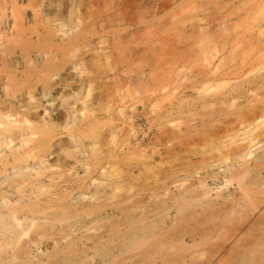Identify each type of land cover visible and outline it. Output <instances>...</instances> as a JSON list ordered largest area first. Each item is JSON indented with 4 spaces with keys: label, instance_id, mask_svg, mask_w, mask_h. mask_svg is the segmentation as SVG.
Returning a JSON list of instances; mask_svg holds the SVG:
<instances>
[{
    "label": "bare ground",
    "instance_id": "obj_1",
    "mask_svg": "<svg viewBox=\"0 0 264 264\" xmlns=\"http://www.w3.org/2000/svg\"><path fill=\"white\" fill-rule=\"evenodd\" d=\"M53 2L0 0V232L16 242L19 216L42 215L40 202L50 200L35 194L57 181L49 165L57 135L43 119L55 95L74 120L96 125L102 112L116 121L112 135L123 137L129 134L123 135L121 124L134 110L175 95L167 109L154 110V122L170 132L165 148L150 154L161 159L201 144L212 173H202L198 188L177 184L164 194L171 195L164 204L97 227L79 246L86 253L107 250L95 264H264V73L254 72L264 61V0H220L203 14L202 0H131L129 6L125 0H97L90 23L80 22L72 8L70 30L59 18L45 19ZM93 42L115 71L105 103L82 94L91 84L83 63L93 54ZM68 75L73 85L65 83ZM198 109L202 114H191ZM223 168L230 177L213 187L210 177ZM134 170L125 164L126 173ZM118 179L104 183V190L119 186ZM50 205L45 202L46 209ZM94 212L88 224L120 215L114 208ZM189 216L196 231L186 235ZM36 221L31 227L40 228L38 239L22 244L32 263L67 238H47L45 220Z\"/></svg>",
    "mask_w": 264,
    "mask_h": 264
},
{
    "label": "rangeland",
    "instance_id": "obj_2",
    "mask_svg": "<svg viewBox=\"0 0 264 264\" xmlns=\"http://www.w3.org/2000/svg\"><path fill=\"white\" fill-rule=\"evenodd\" d=\"M51 1H54L52 10L43 12L45 19L59 18L62 23L67 24L68 30L71 29L69 18L73 7L77 10L80 22L90 23L91 20L88 16H90L92 7L97 2V0H83L82 2L80 0H40V4ZM130 3L131 0H125L127 6ZM219 4L220 0H202V14L204 10L214 9ZM97 50L98 44L93 42V54L83 63L84 76L91 80V84L90 88H84L82 94H90L91 98L99 99L105 103L111 91L108 77L113 76L115 71L111 69V61L101 59L97 54ZM237 63H241V59ZM256 68L257 70L259 68L257 72L254 71L256 74H263L264 61L259 65H255L254 69ZM64 81L68 85L74 84V78L71 75L66 76ZM172 97L175 98L176 96L167 97L169 100L160 99L145 108L140 107L138 110H134L129 116V121L124 125L121 124L122 129L125 127L123 135L127 134L126 132L129 134V137L125 135V138L120 135H112L111 125L116 121L106 118L102 112L97 114L100 116V121L96 125L90 126L89 120L85 118L74 120L72 113L63 105L61 97L55 95L52 101L45 105L44 114L46 115L43 114V119L57 135V143L52 148L53 155L49 160V165L54 169V177L57 181L52 187L36 189V196H39L40 199L46 200L48 198L50 200L40 202L42 207H39V209L42 211L39 209L37 211H40L42 215L38 212L37 214H35L36 212L26 213L30 218L28 219L26 215L27 219H25L24 214H22L24 212L21 213L22 216L20 215L19 219L24 218L25 221H23L24 219L20 221L22 224L20 239L15 242V240L10 239V235L0 232V262L2 264L98 263L107 250L100 249L86 253L79 246V244L82 245L90 238V235H95L96 232H93L96 229L121 224L127 216L136 215L140 209L156 207L159 204L166 203L171 195L168 194L167 197L164 194L174 191L177 184L182 183L181 185H183V183L188 182L185 185L186 189L187 186L188 188L200 187L202 173L206 172L203 177L212 173L208 165L211 156L207 148L202 147L201 144H197V147L196 145L187 146L188 148L185 147L180 152L173 149L172 153L169 152L170 154L163 155L164 158L161 159H156L150 154L154 151V148H165L164 142L167 139V133L170 132L167 125L159 128L158 123L154 122V110L167 109L173 101H176L170 100ZM193 99L190 98V100ZM191 114H202V109L193 110ZM182 123L183 121H176L178 126H181ZM204 159L205 161H202ZM125 164L135 167L136 170L126 173L124 171ZM205 165L208 168H205ZM184 167L186 168L183 169ZM179 169L181 170L179 171ZM220 174L215 178L210 177V185L215 184L221 187L220 184L230 177L231 172L223 168ZM119 177V186L108 189L106 192L103 184L109 183L111 180L116 181ZM183 189H185L184 185ZM153 196H156V198L152 200L151 197ZM48 201L51 205L46 209L45 202ZM100 201L101 203H99ZM109 208H114L120 215L100 225L87 223V218L95 213L94 209H97V212L100 213ZM38 219L45 220L46 230L42 231H45L47 238L59 240L64 235H67V238L56 249L44 251L41 260L32 263L27 261L23 255L24 245L22 244L30 241L27 239H38L36 233L40 228L37 226H35L36 228L31 227L33 221L36 223ZM80 229L84 230L80 232ZM26 230L33 231V234L29 231L27 233ZM183 230L186 235L195 233L196 225L191 216L184 224ZM40 238L43 239L41 242L45 241L42 236ZM127 264H131V261H127Z\"/></svg>",
    "mask_w": 264,
    "mask_h": 264
}]
</instances>
